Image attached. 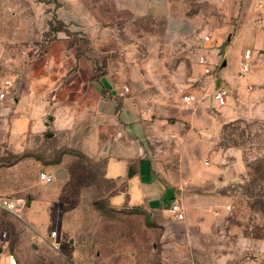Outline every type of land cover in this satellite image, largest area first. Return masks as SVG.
Listing matches in <instances>:
<instances>
[{"label": "crops", "instance_id": "crops-1", "mask_svg": "<svg viewBox=\"0 0 264 264\" xmlns=\"http://www.w3.org/2000/svg\"><path fill=\"white\" fill-rule=\"evenodd\" d=\"M29 1L57 28L25 48L20 66L3 63L0 144L21 156L32 136L77 139L121 187L113 205L179 202L188 215L208 192L217 200L220 183L205 159L223 126L264 120V0ZM199 56L213 76L202 74ZM122 87L129 94L120 99ZM216 88L227 91L223 107ZM0 264L13 262L1 254Z\"/></svg>", "mask_w": 264, "mask_h": 264}, {"label": "rangeland", "instance_id": "rangeland-1", "mask_svg": "<svg viewBox=\"0 0 264 264\" xmlns=\"http://www.w3.org/2000/svg\"><path fill=\"white\" fill-rule=\"evenodd\" d=\"M56 28L38 3L0 0V70L7 61L20 66L25 48ZM77 142L32 136L21 156L0 144V196L23 205L19 217L0 209V255L13 264H264V120L223 126L205 159L215 168L218 198L208 192L181 220L111 204L121 187L105 180L103 162ZM43 172L54 175L53 184L39 181Z\"/></svg>", "mask_w": 264, "mask_h": 264}, {"label": "built area", "instance_id": "built-area-1", "mask_svg": "<svg viewBox=\"0 0 264 264\" xmlns=\"http://www.w3.org/2000/svg\"><path fill=\"white\" fill-rule=\"evenodd\" d=\"M210 40L209 36H204L203 41L208 42ZM250 51L245 50L243 52V64L244 66L248 65L250 62ZM198 64H200L203 68L202 74L204 76H213L214 71L212 70V65L207 62V59L205 56H199L197 59ZM3 89V88H2ZM182 94V101L185 103H191L194 101V98L191 94L185 93L183 90H180ZM7 93L6 89L2 90L0 92V100H2ZM129 94V88L128 87H122L118 93L117 96L120 99L125 98ZM212 98L216 105V107H223L226 105V98H227V91L224 88H216L212 92ZM207 161H205L206 163ZM39 181L42 182L44 185H51L53 184L55 178L54 175L48 174V173H40L38 177ZM22 200H14L7 197H1L0 196V209L4 210L10 214H12L15 217L21 216L23 205L21 203ZM167 213L170 214L174 219L181 220L183 218V209L179 202H174L171 204L167 209ZM48 239L50 241V246L54 249H58L60 247V243L57 240V233L55 231H50L48 235Z\"/></svg>", "mask_w": 264, "mask_h": 264}, {"label": "water", "instance_id": "water-1", "mask_svg": "<svg viewBox=\"0 0 264 264\" xmlns=\"http://www.w3.org/2000/svg\"><path fill=\"white\" fill-rule=\"evenodd\" d=\"M63 176V173L62 172H58L57 174H56V177H62Z\"/></svg>", "mask_w": 264, "mask_h": 264}]
</instances>
